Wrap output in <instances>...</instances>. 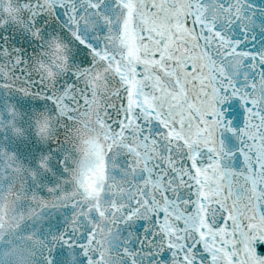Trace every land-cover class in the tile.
<instances>
[{
    "label": "snow or ice",
    "instance_id": "obj_1",
    "mask_svg": "<svg viewBox=\"0 0 264 264\" xmlns=\"http://www.w3.org/2000/svg\"><path fill=\"white\" fill-rule=\"evenodd\" d=\"M0 264H264V0H0Z\"/></svg>",
    "mask_w": 264,
    "mask_h": 264
}]
</instances>
